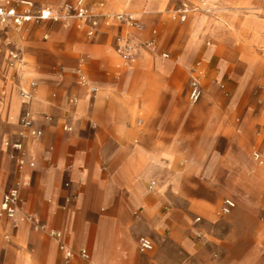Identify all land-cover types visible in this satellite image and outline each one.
Returning <instances> with one entry per match:
<instances>
[{"label":"crops","instance_id":"0c3cea01","mask_svg":"<svg viewBox=\"0 0 264 264\" xmlns=\"http://www.w3.org/2000/svg\"><path fill=\"white\" fill-rule=\"evenodd\" d=\"M69 1L74 0L65 2ZM164 1L87 0L91 11L99 15L97 26L88 36L85 22L70 19L74 27L68 52L47 51L39 40L41 29L34 26L39 22L28 23L22 34L9 27L0 30V198L13 186L19 193L18 215L10 220L0 213L8 223V228H1L10 235L3 264H237L231 258L211 257V251L223 244L221 240L206 243L203 237L196 238L209 231L205 218L194 211L215 199L216 192L204 187L213 180L187 182L179 169V155L193 153L195 168L236 170L245 175L236 180L238 184L245 185L250 194L264 197V180L255 173L246 151L244 166L232 142L227 141L224 149L212 141L208 144L210 138L216 139V133L208 135L192 123L216 117L217 109L227 122L233 102L203 98L196 106H185L166 99L158 115H145L144 124L141 120L136 123L138 96L151 88L153 73L147 66L135 67L132 74L140 76L127 84L119 72L106 65L109 42L117 53V37L126 33L127 27L105 12L119 5L136 12L153 11ZM241 1L230 18L221 12L218 16L246 22L253 7ZM17 9L27 10L23 6ZM206 26L199 19L188 34H180L175 61H156L158 73L181 74L195 55L192 43ZM132 32L142 39V31ZM154 32L146 41L155 42ZM47 37L44 34L42 41ZM12 50L21 52L22 63L9 62ZM203 57L209 61L212 55L206 51ZM232 63L246 74H256L261 57L245 52L233 62L218 55L215 67L225 70ZM199 66L197 62L191 68L190 80L196 77L199 81ZM26 79L35 85L24 88ZM22 89L32 93L27 104L22 102ZM26 108L33 127L41 131L38 137L19 124ZM15 140L22 142V151L10 146ZM20 157L25 161L21 166L17 162ZM19 215H32L60 232L73 255L67 257L55 239L42 240L36 233L41 231L33 232V241H29L31 231L22 218L19 221ZM241 219V213L235 212V225ZM140 238L149 239L152 249L140 250ZM80 251H86L88 258L81 257Z\"/></svg>","mask_w":264,"mask_h":264},{"label":"rangeland","instance_id":"374dc122","mask_svg":"<svg viewBox=\"0 0 264 264\" xmlns=\"http://www.w3.org/2000/svg\"><path fill=\"white\" fill-rule=\"evenodd\" d=\"M34 1L43 8L53 7L50 10L55 12L59 11L63 3L68 0ZM90 1L95 3L100 0ZM179 1L181 0H165L160 8L153 11H131L124 5L106 11L105 13L109 15L120 11L131 13L140 19L143 32L142 39L139 40L135 36L137 56L134 63H126L119 54L115 53L110 41L108 44L110 53L106 55L108 61L106 65L119 72L127 84L133 82L136 76H140L132 74L135 67L147 66L153 73L151 88L148 91L142 90L138 96L140 100L136 109V123L141 120V124H144L145 115H158L167 103L166 99L185 106H196L203 98H221L228 103L232 101L231 117L227 122L222 121V111L217 109L216 117L198 119L192 123L197 128L201 127L200 130L208 135L216 133V139L210 138L208 144L212 141L219 149H224L227 141L232 142L236 156L244 166L246 151L248 160L256 169L255 173H259L260 179L264 180V0H245V5L249 3L253 7L250 15L246 17V22L218 16L221 12L225 17L230 18L234 12L238 11L234 7L237 4H243L241 0H185L194 10L187 14L184 22H180L172 18V11ZM199 19L204 20L207 26L200 38L192 43L191 53L195 54L192 61L179 75L159 74L156 61L174 62L175 51L181 46L179 35L181 34L182 37L188 34L192 24L197 23ZM69 20L60 19L51 23L44 21L34 25L41 29L39 40L46 45L49 53L70 51V31L74 26ZM126 30L122 38L133 35V29L126 28ZM151 31H155L153 47L145 44L148 42L146 38L151 35ZM44 34L48 36L46 41H42ZM78 35L87 40L83 33L79 32ZM206 51L212 55L209 61L203 57ZM245 52L261 57V68L258 73L246 74L245 69L235 63L225 70L215 67L218 55L228 56L236 62ZM162 53H168V58H162ZM141 57L144 58L141 59ZM197 62L201 70L199 74L202 86L201 97L196 103H191L188 99L190 74L191 68L196 67ZM31 82H33L32 79H26L23 87H28ZM6 145L7 141L4 142V146ZM255 152L260 154L261 162L254 160ZM194 158L196 155L193 153L179 155L182 178L187 182L209 178L213 180V184L204 187L207 190H214L217 194L215 199L205 203L204 209L197 208L194 211V215L205 218L207 222L204 225L209 227L208 233L197 234L196 238L200 240L203 237L206 243L215 238L222 241L220 248L211 251L212 258H231L237 264H264V197L257 192L252 195L245 190V185L238 184L236 182L238 178H245V175L240 173L239 175L238 171L225 167L214 170L195 168ZM166 161L170 162L171 159L168 157ZM232 179L234 182L230 181ZM194 188L199 189L200 186L195 185ZM225 198L231 199L235 205L228 214L221 212ZM235 212H240L242 216L238 225L233 222ZM21 218L31 231L29 241H33V232L36 231H41L36 233L42 240L54 241L49 233L50 227L41 219L34 218L32 215H19V221ZM39 224L44 228L37 227ZM2 226L8 228V223L3 216H0V264H3L4 249L7 238L10 237L8 231L2 230Z\"/></svg>","mask_w":264,"mask_h":264},{"label":"built area","instance_id":"2783aa9c","mask_svg":"<svg viewBox=\"0 0 264 264\" xmlns=\"http://www.w3.org/2000/svg\"><path fill=\"white\" fill-rule=\"evenodd\" d=\"M203 3V1H202ZM201 3V4H202ZM23 6L27 10L20 12L18 7ZM194 10L191 4L186 1L180 2V4L173 9L172 18L184 21L187 17V14ZM207 10V9H205ZM208 12V10H207ZM113 19L123 23L127 28L133 29L135 31L142 30V23L136 19L131 13L127 11H120L112 15ZM99 15L92 12L87 4V0H74L69 2H64L59 11H51L48 8L43 7H34L33 3L29 0H0V30L5 28H12L17 32H20L25 29L28 23H37L40 21L50 20L57 21L60 19H77L85 22L88 25V36H92L95 30V27L98 23ZM135 36H128L122 38V36L117 37L116 43V52L126 63L134 62L137 56V43L134 41ZM146 46L153 47V41H148L145 43ZM163 57H168L166 53H162ZM9 62L10 63H22V54L19 50H12L9 52ZM81 81L84 82L82 76H80ZM35 85L34 82L30 83V87ZM92 91H95V88H91ZM21 99L24 104H27L32 97V93L29 89L21 90ZM201 97V87L199 81L196 77H192L189 82V91L188 99L191 103H196ZM19 124L21 127L27 131L30 135L38 137L41 135V131L33 127V121L30 111L26 108L23 110ZM65 130L66 126L63 127ZM10 146L16 151H22L23 144L20 140H15L9 143ZM253 158L257 162H261V157L258 152L253 153ZM18 165L21 166L25 163L22 157L17 159ZM154 184L153 182L151 185ZM234 202L231 199L225 198L221 206L222 214H228L234 208ZM19 211V193L16 186L10 187L7 189L1 197L0 201V213L4 215L7 219H14L18 215ZM200 220V218H196ZM40 229H43L44 226L37 225ZM50 236H52L58 243L59 249L64 251L67 257H71L73 252L66 247L62 241L61 233L55 230H49ZM139 249L142 251L151 250L152 243L147 238H140L138 241ZM80 256L83 258H88L86 251H80Z\"/></svg>","mask_w":264,"mask_h":264},{"label":"bare ground","instance_id":"6f19581e","mask_svg":"<svg viewBox=\"0 0 264 264\" xmlns=\"http://www.w3.org/2000/svg\"><path fill=\"white\" fill-rule=\"evenodd\" d=\"M51 9V8H50Z\"/></svg>","mask_w":264,"mask_h":264}]
</instances>
